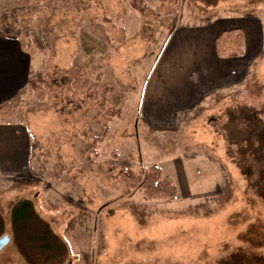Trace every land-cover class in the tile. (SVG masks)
<instances>
[{
  "label": "rangeland",
  "instance_id": "rangeland-1",
  "mask_svg": "<svg viewBox=\"0 0 264 264\" xmlns=\"http://www.w3.org/2000/svg\"><path fill=\"white\" fill-rule=\"evenodd\" d=\"M140 1L33 0L21 21L33 73L79 65L100 95L113 90L108 106L121 113L98 124V109L90 112L102 139L87 160L84 138L62 129L31 90L0 108V119L25 125L32 140L28 167L0 175V238H11L0 264H28L10 221L21 199L66 242V264H264V42L175 124L141 116L148 76L176 44L175 27L229 16L264 27V0H143L152 11L144 14L134 8ZM18 6L0 0V9ZM151 165L174 178L177 199L125 193L120 171Z\"/></svg>",
  "mask_w": 264,
  "mask_h": 264
},
{
  "label": "crops",
  "instance_id": "crops-1",
  "mask_svg": "<svg viewBox=\"0 0 264 264\" xmlns=\"http://www.w3.org/2000/svg\"><path fill=\"white\" fill-rule=\"evenodd\" d=\"M181 26L178 30L175 27L169 37L176 44L169 46L160 62V57L157 59L145 85L141 116L151 124H175L180 113L193 110L226 86V80L234 76L244 60L256 56L263 47L264 27L255 18L229 16ZM233 29L243 32L245 55L219 57L215 40ZM34 60L19 41L0 38V108L28 89L29 77L35 74ZM31 144L25 125L0 119V175L24 171L31 159Z\"/></svg>",
  "mask_w": 264,
  "mask_h": 264
},
{
  "label": "trees",
  "instance_id": "trees-1",
  "mask_svg": "<svg viewBox=\"0 0 264 264\" xmlns=\"http://www.w3.org/2000/svg\"><path fill=\"white\" fill-rule=\"evenodd\" d=\"M18 7L0 9V38L23 42L21 21L29 14L33 0H16ZM56 2L57 0H50ZM163 1V7L166 0ZM141 13L152 12L141 0L134 4ZM217 55L222 58H239L245 55V39L240 29L228 30L215 40ZM28 89L39 101L48 102V107L56 114L62 129L71 128L73 138H84V155L90 160L98 155L97 145L102 137L89 126L91 111L98 109L96 123L103 119L110 122L121 111L108 106L109 86L105 85L104 94L100 95L98 87L91 85L90 77L79 65L69 68L51 64L45 72L35 73L29 77ZM73 128V129H72ZM127 184L126 194L132 190L141 191L148 199H177L178 188L171 175L165 174L158 165L141 168L139 172L129 168L120 171ZM14 243L28 264H66L69 247L51 228L48 221L40 217L34 202L21 199L13 203L10 213ZM4 231V218L0 212V235Z\"/></svg>",
  "mask_w": 264,
  "mask_h": 264
},
{
  "label": "water",
  "instance_id": "water-1",
  "mask_svg": "<svg viewBox=\"0 0 264 264\" xmlns=\"http://www.w3.org/2000/svg\"><path fill=\"white\" fill-rule=\"evenodd\" d=\"M11 241V238L8 234H5L0 238V250L6 247Z\"/></svg>",
  "mask_w": 264,
  "mask_h": 264
}]
</instances>
